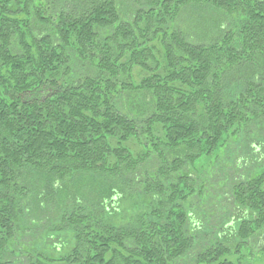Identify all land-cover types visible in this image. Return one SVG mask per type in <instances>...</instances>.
<instances>
[{"label": "trees", "instance_id": "obj_1", "mask_svg": "<svg viewBox=\"0 0 264 264\" xmlns=\"http://www.w3.org/2000/svg\"><path fill=\"white\" fill-rule=\"evenodd\" d=\"M264 0H0V264H254Z\"/></svg>", "mask_w": 264, "mask_h": 264}, {"label": "rangeland", "instance_id": "obj_2", "mask_svg": "<svg viewBox=\"0 0 264 264\" xmlns=\"http://www.w3.org/2000/svg\"><path fill=\"white\" fill-rule=\"evenodd\" d=\"M254 264H264V253L260 255V258H257L254 262Z\"/></svg>", "mask_w": 264, "mask_h": 264}]
</instances>
